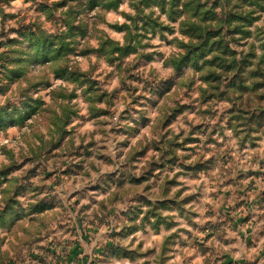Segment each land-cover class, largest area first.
Masks as SVG:
<instances>
[{
  "label": "clouds",
  "instance_id": "9594fccd",
  "mask_svg": "<svg viewBox=\"0 0 264 264\" xmlns=\"http://www.w3.org/2000/svg\"><path fill=\"white\" fill-rule=\"evenodd\" d=\"M0 264H264V0H0Z\"/></svg>",
  "mask_w": 264,
  "mask_h": 264
}]
</instances>
